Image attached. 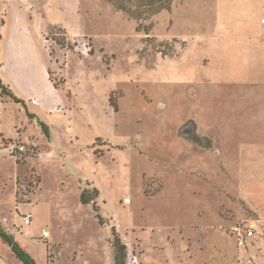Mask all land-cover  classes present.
<instances>
[{
  "label": "rangeland",
  "instance_id": "374dc122",
  "mask_svg": "<svg viewBox=\"0 0 264 264\" xmlns=\"http://www.w3.org/2000/svg\"><path fill=\"white\" fill-rule=\"evenodd\" d=\"M22 1L64 102L34 107L47 139L0 97V222L36 263L114 264L115 227L125 264H264V84H246L264 0H172L139 22L105 0ZM241 219L248 250L226 230ZM0 264H21L1 238Z\"/></svg>",
  "mask_w": 264,
  "mask_h": 264
},
{
  "label": "crops",
  "instance_id": "0c3cea01",
  "mask_svg": "<svg viewBox=\"0 0 264 264\" xmlns=\"http://www.w3.org/2000/svg\"><path fill=\"white\" fill-rule=\"evenodd\" d=\"M19 3L10 0L6 6L0 5V76L3 83L24 101L25 107L21 103L19 104L28 113L34 115L32 119H37L38 122L42 120L37 116L34 107L43 112L59 113L64 102L61 89L54 86L56 81L54 77H51L53 72L45 63L43 54L37 45L39 43L45 54L47 53L45 38L42 34L45 26L37 14L31 15V11L34 9L33 5L22 0H19ZM262 19L264 20L262 17L260 23L264 24ZM76 35L74 34L72 37L74 38ZM262 41L264 42V40ZM248 62L252 64V68L249 70L250 75L246 78V84H264V49L259 48L251 54L248 57ZM0 97L2 96L0 95ZM31 99H36L37 103H32ZM45 124L49 132L47 139H50L51 125ZM40 132L44 135L41 128ZM0 133H2L1 137L8 138L4 136L3 132L0 131ZM243 149L245 148L240 149L241 159L239 162L243 161L241 152ZM255 209L257 208L255 207ZM261 212L264 218V209ZM28 233L26 231L27 235ZM16 240L23 243V239H17V236ZM28 252L30 253V251Z\"/></svg>",
  "mask_w": 264,
  "mask_h": 264
},
{
  "label": "trees",
  "instance_id": "16d2710c",
  "mask_svg": "<svg viewBox=\"0 0 264 264\" xmlns=\"http://www.w3.org/2000/svg\"><path fill=\"white\" fill-rule=\"evenodd\" d=\"M108 3L112 4L115 8L127 14L131 18L136 21L147 20L157 12L162 9L170 8V4L172 0H105ZM91 52V49H90ZM54 86L56 88L59 87L57 82H54ZM0 95L2 97H6L12 100L15 103H21L24 106V101L19 98L16 93L8 86L5 85L0 76ZM25 107V106H24ZM27 112V111H26ZM27 115L30 119L34 117V115L27 112ZM38 124L41 128L42 133L48 137V127L42 121H38ZM95 193H98V190H95ZM80 201L84 204L91 203L94 211L98 213V207L95 204L94 197L88 195L86 190H83L80 195ZM100 217V216H98ZM113 234V258L114 264H125V251L126 246L121 242L118 233L116 232L115 227L112 228ZM0 238L9 245L14 255L17 257L18 261L21 264H37L35 258L25 250L18 240L14 237L12 233L7 231L4 226L0 222Z\"/></svg>",
  "mask_w": 264,
  "mask_h": 264
},
{
  "label": "built area",
  "instance_id": "2783aa9c",
  "mask_svg": "<svg viewBox=\"0 0 264 264\" xmlns=\"http://www.w3.org/2000/svg\"><path fill=\"white\" fill-rule=\"evenodd\" d=\"M264 20L262 19V22ZM32 103H37L36 99H31ZM21 148V147H19ZM23 148V147H22ZM10 154L14 152V145H10V147L5 148ZM22 224L21 227H25L31 224L32 216L30 213L23 214L21 216ZM257 220L256 219H241L232 222L229 224L228 227H226L228 235L233 237L236 241V244L238 247H244L245 249H248L249 245L252 244L251 239L255 237L257 232ZM43 237L49 236L48 231L43 230ZM127 264H137L136 263V257L131 259L129 257V261Z\"/></svg>",
  "mask_w": 264,
  "mask_h": 264
}]
</instances>
